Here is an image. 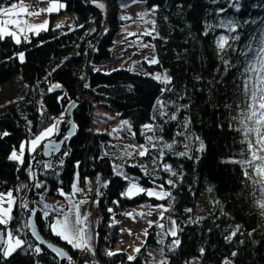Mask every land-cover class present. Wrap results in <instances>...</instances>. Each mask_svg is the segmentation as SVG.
Segmentation results:
<instances>
[{
  "label": "trees",
  "instance_id": "16d2710c",
  "mask_svg": "<svg viewBox=\"0 0 264 264\" xmlns=\"http://www.w3.org/2000/svg\"><path fill=\"white\" fill-rule=\"evenodd\" d=\"M53 1L65 7L51 14L48 30L30 40L24 37L20 43L12 37L0 39V87L16 79L24 87L16 104L0 114V133H8L0 135V193L12 191L16 197L13 219L7 226L0 225V229L5 230V241L7 231H12L14 238L25 242L9 256H4L0 248V264L60 262L54 252L31 235L26 226L30 213L22 203H27L29 209L36 208V225L45 240L66 250L75 264H85L83 253L73 251L49 227L55 214L45 219L40 209L47 201L62 203L64 197L58 190L71 193L77 174L83 188L88 180L94 183L92 197L102 216V222L95 227V253L101 264H152V251H163L165 264H190L193 257L199 264H223L224 259L233 264H264V208L260 207L264 194L258 184L245 177L247 166L234 162L248 159L250 154L241 155L246 145L241 144L242 134L235 130L238 125L232 120L237 114L236 103L244 100L242 53L249 45L257 47L264 35V0H139L148 9L155 8L153 32L141 38L153 46L157 60L155 64L140 63L151 74L168 71L170 84L131 69L109 73L102 70L103 63L111 62L110 49L125 23L124 4L132 0H87L88 5L103 11L104 21L99 36L87 43L85 57L80 48L95 33V12L84 0ZM12 2L17 0H0V5L7 7ZM65 14L73 17V26L67 32L55 26V20ZM222 36L227 41L223 49L218 47ZM162 89L171 90L162 93ZM77 98L76 134L54 157L50 170L44 164L38 165L37 183L45 187H36V196L30 203L33 184L28 168L48 140L34 153L27 151L23 164L11 159V154L52 123L64 121L68 106ZM158 99L169 102L166 111L176 113V120L164 123L157 116L153 121ZM175 105L185 107L177 111ZM97 110L128 121L138 145L147 142L145 136L149 134L142 132L145 124L162 125V131L150 135L161 137L163 142H175L174 147L166 150L162 158H158L156 150L145 156L134 152L138 164L126 165V169L145 188L163 185L170 193L168 198H152L145 193L132 199L124 197L128 180L115 174L112 152L117 145L127 144L121 139L113 144L109 132L96 128ZM186 124L192 127L191 139L196 145L193 155L180 156L177 153L185 148L188 137ZM165 164L171 166V171L164 170ZM202 192L213 210L188 224ZM144 202L152 207L166 205L177 225V235L171 236L164 226L160 231L152 226L144 245L129 260L127 253L114 251L122 239L124 213ZM177 239L179 244L174 245ZM37 246L39 253L35 251Z\"/></svg>",
  "mask_w": 264,
  "mask_h": 264
},
{
  "label": "snow or ice",
  "instance_id": "6c2138e0",
  "mask_svg": "<svg viewBox=\"0 0 264 264\" xmlns=\"http://www.w3.org/2000/svg\"><path fill=\"white\" fill-rule=\"evenodd\" d=\"M41 0H31L30 3H25V0H17V2L10 3L9 6L4 7L0 5V39L5 37H16L17 33L15 31L9 30V26H15L19 31H23L24 27L29 29L33 28V25L30 24L27 20H22L24 15L29 17L38 16L43 11L51 12L55 7H64V5H54L53 7H49L47 9L39 8V4ZM99 7L103 8L104 5L100 4ZM31 9V10H30ZM155 11V8L152 9ZM125 19V17H122ZM130 19V17L128 18ZM47 21L44 22L46 24ZM154 23V22H153ZM231 24V21L228 22ZM44 24L35 25L37 28H43ZM60 27V25H57ZM144 35H151L149 32L143 33ZM16 43H20V39H16ZM227 41L222 36L218 41V47L223 49L226 45ZM149 45H144V47H148ZM245 56V65L242 71V92L244 96L243 102H237L235 107L237 109V114L232 117V120L235 122L238 127L235 128L236 131L242 134L241 144L246 145L245 149H242L241 155L250 154V158L242 160V161H234L236 163H240L246 165L244 175L247 179L252 180L253 184H258L260 186V191L264 194V35H262L261 39L258 42L257 47H253L251 45L247 46V51L242 53ZM20 59L23 60V54L20 55ZM151 63H156L155 60L150 61ZM156 79L161 80L162 83L170 84L171 78L164 74L163 77L160 74H157ZM56 88H59L60 85H55ZM171 89H162V93L164 91H170ZM63 99V97H61ZM174 105V102H172ZM74 106V105H73ZM170 106L169 102L162 101L160 99L157 100L156 105L154 106V111L156 115L152 117L153 121L156 120L157 116L164 122L167 123L171 120L177 119V114L172 113L171 115L166 111V109ZM177 111L181 107V105H175ZM228 107H231L229 105ZM70 111V108H69ZM166 118V119H165ZM59 121L52 123L50 126L46 127L43 131H41L38 135H36L33 139H31L28 143L30 144L29 151L34 152L36 148L45 140H48L47 143H44L45 155H52L59 150V145L56 142H52L48 138L57 130V125ZM122 126H127L130 131V125L128 121H122ZM73 130L75 125L72 126ZM157 130L162 131V125H157L154 123L145 124L142 128L143 133L152 132L155 134ZM73 131H70L65 139H68ZM0 135L6 136L7 132H2ZM135 135L134 133L132 134ZM179 135V133L177 134ZM147 140L148 146L143 144L140 145H127L125 146V155H132L135 152L136 155L145 156L149 155L152 150H156L158 152V158H162L165 154L166 150H171L174 147V143L163 142L161 137L157 136H145ZM128 149H132V151H128ZM25 150V144L21 143L20 145V155L18 156L16 151L14 150L11 154V159L18 160L21 164L24 163L22 157ZM180 156L187 155L186 152L177 153ZM63 164V161H60ZM44 168L49 169L52 168V164L50 162L44 163ZM248 169L252 170V173L248 171ZM117 174L122 175V172L119 171L118 166H116ZM165 171H171V166L165 164ZM28 172L30 176H35L34 169L32 165H29ZM173 175L175 173L173 172ZM127 178V177H126ZM78 181V174H77ZM168 183H172V181H168ZM106 187L107 185L104 184ZM21 187H25L22 185ZM34 187L44 188L45 185L42 182H38L34 185ZM161 191L156 192L153 190L145 189L142 187H138L136 184H132L128 191L123 195H129L133 190L136 191V194L145 193L149 197H157L164 198L166 196H170V193L163 192V185L158 186ZM19 191V189H17ZM60 195L66 196L68 200V207L65 208H55L47 203H43L41 212L43 218L47 219L50 216V213L55 214L54 222L49 224V227L53 231V233L59 236L61 239L66 241L68 244L73 247L80 248L81 250L88 249L90 250L91 241L93 239L90 231V221L89 214L86 212H81V205L87 203L86 200L73 201L72 197L78 193L84 191L83 189L78 188L77 183H73L72 192L69 194H65L63 189L58 190ZM16 200V197L13 196L12 191L7 193H0V225H7L9 221L13 219L11 216V212L13 210V204ZM7 203L8 207H4L3 205ZM22 207L29 211L30 214H35L36 209L28 208L27 203H22ZM157 207L163 208V205H158ZM260 207L264 208V202H260ZM165 211L167 209H164ZM111 211V209H109ZM190 211V210H189ZM149 215L151 213H148ZM143 215V213H141ZM151 224V222H149ZM28 227H33L31 221L26 225ZM163 228V225H159ZM238 230V229H237ZM15 231H20L16 229ZM171 234L174 236L175 231L170 230ZM147 234V233H145ZM33 235L36 236V239H40L38 234L35 232L33 228ZM235 235V233H232ZM5 230L0 229V248H3V255L8 256L12 251L17 247H21L25 242L19 239L18 237H13L12 231H7V241L4 240ZM229 239L231 237H228ZM14 240V244L10 243ZM41 243H45L44 241H40ZM174 245L179 244V240L173 241ZM49 247H51L49 245ZM35 251L39 253L41 251L40 247H36ZM57 253V255L61 257H65L66 253H64L61 249H53ZM139 251V249H136ZM109 255H113L114 253L109 252ZM236 255L235 253L232 254ZM134 259V257H129V260ZM161 264H165V262H161ZM225 264H228L226 261Z\"/></svg>",
  "mask_w": 264,
  "mask_h": 264
},
{
  "label": "rangeland",
  "instance_id": "374dc122",
  "mask_svg": "<svg viewBox=\"0 0 264 264\" xmlns=\"http://www.w3.org/2000/svg\"><path fill=\"white\" fill-rule=\"evenodd\" d=\"M30 2L31 0H25V3H30ZM45 2H50L49 4L53 6L62 4L61 2L53 1V0H41V3L39 4L38 7L44 9ZM56 8H59L60 10V8L62 9L63 7H56ZM123 8L126 13H131L134 19L126 21L120 27V32L116 35L115 40H114V46L110 49L111 62L103 63L102 70L104 72L109 73L115 70L125 68V69H131L143 75L152 76L154 78L157 76V74H160L161 77H163L164 74L170 77V74L168 71L162 74L161 73L151 74L142 65V63H140L141 61H147L149 64H155V63H151L150 61L152 60L157 61L153 46L148 44L149 45L148 47H144V45H147V44H145L143 42V39L141 38V36H145L143 33L153 32V29H154L153 22H155L156 20V13L148 9L145 3L139 0H132L130 2H127L124 4ZM48 18L50 19V15L48 16ZM22 20H27V18L23 16ZM11 28H13V30L15 29L14 27H11ZM48 29H49V24L46 30ZM16 80L17 81L15 82H17V84L15 85V90L17 93H21L24 87L19 79H16ZM96 112H97V115L95 117L96 128L100 132H109L110 135L112 136L113 144L120 142L119 140L121 139L122 141H125L127 145H138V143L135 140V135L134 136L132 135L133 134L132 129L130 128V131H129L127 126H122V123H121L122 120L116 119V116L114 114L106 112V111L97 110ZM185 129H186V135L188 137L185 143V148L181 149L180 152H186L189 155H193L192 151L196 144L194 140L191 139V136H193L192 127L191 125L189 126V124H186ZM56 131L48 139H50L56 133ZM148 134H149L148 136H152L150 135L151 132H148ZM30 140L22 142L25 144V150H24L22 159H24L25 153L29 151L30 144L28 142ZM143 145L146 146L148 144L146 142V144H143ZM15 151L17 155L19 156L20 148ZM128 151H132V149H128ZM34 152H30V153H34ZM112 153H113L112 163L114 164V167H115V174L118 175L117 170H116V166H118L119 171L122 172V175H118V176L125 177V178L127 177L126 179L128 180V188L126 189L125 193L128 191L129 187L132 184H136L138 187L145 188L140 183L135 181L133 179V176H130L128 173V170L126 169V165L134 166L138 164L137 157L135 158L133 155L134 152L132 155H125L124 154L125 147L117 145L116 150H113ZM88 182L90 186V191L84 190L83 193L80 194L81 196H83L82 199L87 201V203L81 205V212L88 213L90 215V219L91 217L93 219L95 217L96 212H94V201L92 197L93 188H91V186H93L94 183L90 180H88ZM158 186L159 185H154V187L152 188H145V189L160 192L161 189ZM162 191L166 192L164 188L162 189ZM140 194H136V191L133 190L132 193H129V195H124V197L132 199ZM152 198H157V197L153 196ZM166 198H168V196L164 197V199ZM157 199H163V198H157ZM79 200L81 199H78V198L76 199V201H79ZM45 203L55 208H59L60 206H62L61 203L56 205V203H53L50 201H47ZM3 206L5 208L8 207L7 203H5ZM163 206H164L163 208H159L157 206L152 207L149 204L144 202V203H140L137 206H135L134 211L124 213L125 223H124V229L122 230V239L118 243L114 252L115 253L125 252L131 257H133L135 253L137 252L136 249H140L144 245L146 241V236H147V234L145 233H148L149 228H151L152 226H155L158 229V231H160L159 225H163L167 233L173 236L170 230H174L175 231L174 236H176L177 235V225L175 223V220L170 215L169 208L166 205H163ZM13 208H14V204H13ZM41 208L42 206L40 207V209ZM164 209H167V210L165 211ZM212 210H213V206L208 196L206 195L205 192H202L198 199L196 209L190 213L189 219H187L188 221L187 223L192 224L196 222L198 218H201L211 213ZM141 213H143V215H141ZM148 213H151V214L149 215ZM11 216H12V212H11ZM149 222H151V224ZM9 223L10 221L8 222L7 225H9ZM90 231L93 237L90 247H92V249L94 250L95 249V227L93 225L92 227L90 225ZM10 243L14 244V240L11 241ZM17 248H15V250L12 251L11 254H13ZM94 251H90L87 253L91 254V253H94ZM152 254L154 257L152 264H161V262L167 261V258L163 251H152ZM226 261L228 262V264H233L232 261L229 259H224L223 264H225ZM190 262H191L190 264H199V260L196 257L191 258ZM97 264H101V263H99L98 261Z\"/></svg>",
  "mask_w": 264,
  "mask_h": 264
},
{
  "label": "water",
  "instance_id": "95a60500",
  "mask_svg": "<svg viewBox=\"0 0 264 264\" xmlns=\"http://www.w3.org/2000/svg\"><path fill=\"white\" fill-rule=\"evenodd\" d=\"M84 3L88 6V8L90 10L94 11L95 14H96V17H95V20H94V25H93V29H94L95 33L89 39H86L83 42V44L81 45V48H80V54L85 57L86 56V45H87V43L95 40L99 36L101 31H102L104 15H103V11L100 8H98L97 6L88 5V1L87 0H84ZM62 31L66 32L68 30H62ZM79 101H80V98H77L74 102H72L68 106V108L66 110V113H65L64 121H62L58 125L57 131L55 133V136L52 139H50L52 142L58 143L59 150L57 152H55L54 154L48 156V155L44 154L45 153V149H44V146H43L42 152L33 159V162H32L31 165H32V167L34 169L35 176L34 177L30 176L31 182L33 184L32 188L30 190V193H29L30 203H32L33 199L36 196V187H34V185L37 183V167H38V165L39 164H44V163H47V162H50L52 164L54 157L58 156L60 154V152L62 151L65 142L71 141L74 138L75 134H76V123L74 121V113H75V111H76V109H77V107L79 105ZM69 108H70V111H69ZM73 125H75L74 130L72 128ZM70 131H73L74 134H72L68 139H65V136H67ZM47 142H45V143H47ZM50 169L51 168L46 169V170H50ZM36 214H37V211L35 212L34 215L30 214L29 215V219H28V222L31 221V224L33 225V227H28L29 230H30L31 235L33 236V238L38 243H40L43 247L51 250L56 255H57V253L55 251H53V249H61L64 253H66L65 257H61V256L57 255L58 258H59V261H60L59 264H75L71 260V257H70V255L68 254V252L66 250H64V249H62V248H60L58 246L53 245L50 241L45 240L40 235V233L38 231V228H37V225H36ZM33 228H34L35 232L38 234V236L40 238L39 240L36 239V236L33 235ZM41 240L44 241L45 243H41L40 242ZM49 245L51 247H49Z\"/></svg>",
  "mask_w": 264,
  "mask_h": 264
},
{
  "label": "crops",
  "instance_id": "0c3cea01",
  "mask_svg": "<svg viewBox=\"0 0 264 264\" xmlns=\"http://www.w3.org/2000/svg\"><path fill=\"white\" fill-rule=\"evenodd\" d=\"M49 3L50 2H45L44 3V9H47L49 7H53V5H51ZM63 8L62 9L60 8V10H59V8H56L55 7L53 11H51V12L43 11L42 13H40L39 16H31V17H29L27 15H24L27 18V21L30 24L33 25V28L29 29L27 27H24L23 28V31L21 32V31L18 30L17 27H15V26H9V30L15 31L17 33V36L16 37H12V38L15 39V40L17 38H19L21 40L24 37H27L28 35H31L33 32L45 31L48 28V24L50 26V23H51L50 22V19L48 18V16L49 15L51 16V14H57V13L61 12V10H63ZM129 14L131 16H133L131 13H129ZM45 21H47L46 24H44ZM40 24H44V27L43 28H37V27H35V25H40ZM11 27H14L15 29L13 30V28H11ZM16 84H17V82H14L13 84H10L8 86L0 87V114L5 113L9 108L13 107L16 104L17 98L20 95V93H17L16 90H15V85ZM76 183H77V185L79 186L80 189L90 191V186H89V182L88 181L86 182V185H85L84 188L82 186H80V184L78 183V181ZM91 188L94 189V185L91 186ZM81 193H83V191L76 193L72 197L73 201H76L77 198L78 199H82L83 196L80 195ZM63 197H64V200L61 203L62 206H60L59 208H67L68 207V200L66 199V196H63ZM56 205H58V204H56ZM94 212H96L95 205H94ZM127 219H129V218H127ZM89 221H90V225L92 227V225H93V219H92V217L90 219V215H89ZM95 244H96V234H95ZM78 249L80 251H85V252H90V251H94L95 250V249L93 250L92 247H90V250H88V249L81 250L80 248H78ZM116 253H118V252H116ZM97 263H98V259L95 260L94 264H97Z\"/></svg>",
  "mask_w": 264,
  "mask_h": 264
},
{
  "label": "built area",
  "instance_id": "2783aa9c",
  "mask_svg": "<svg viewBox=\"0 0 264 264\" xmlns=\"http://www.w3.org/2000/svg\"><path fill=\"white\" fill-rule=\"evenodd\" d=\"M129 17V16H127ZM64 18L66 17H61L57 20L56 25H62ZM69 18V24L72 26L73 24V18L72 17H68ZM30 40V38L28 39ZM102 222V216L99 213V211L96 209V214L95 217L93 218V226L94 227H98V225ZM73 251H78V252H82L83 253V259L85 264H93L95 262V260L97 259L96 253H87L85 251H80L77 247H72Z\"/></svg>",
  "mask_w": 264,
  "mask_h": 264
},
{
  "label": "bare ground",
  "instance_id": "6f19581e",
  "mask_svg": "<svg viewBox=\"0 0 264 264\" xmlns=\"http://www.w3.org/2000/svg\"><path fill=\"white\" fill-rule=\"evenodd\" d=\"M127 16H129L130 19H128L129 17H127ZM61 17H66V18H64L63 24H62L60 27H57L56 22H57V20H58L59 18H61ZM68 17H72V16L69 15V14H65V15H62V16L58 17V18L55 20V26H56V28H57V29H60V30H68V31L71 30L73 24H72V26L69 24V18H68ZM123 17H125V19H123L125 22L134 19L133 16H131L129 13H126V12H125V14H124ZM72 18H73V17H72ZM66 32H67V31H66ZM37 33H39V32H33L31 35H28L26 38L29 39V38H31V36H34V35H36ZM71 247H73V246L71 245Z\"/></svg>",
  "mask_w": 264,
  "mask_h": 264
}]
</instances>
